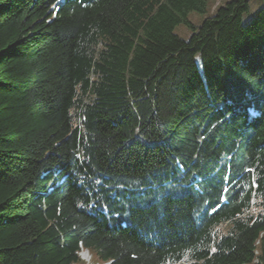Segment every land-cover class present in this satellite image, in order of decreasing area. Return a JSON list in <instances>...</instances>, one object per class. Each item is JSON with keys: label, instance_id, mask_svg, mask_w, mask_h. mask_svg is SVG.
I'll return each mask as SVG.
<instances>
[{"label": "trees", "instance_id": "obj_1", "mask_svg": "<svg viewBox=\"0 0 264 264\" xmlns=\"http://www.w3.org/2000/svg\"><path fill=\"white\" fill-rule=\"evenodd\" d=\"M207 7L0 0V264H264V7Z\"/></svg>", "mask_w": 264, "mask_h": 264}, {"label": "rangeland", "instance_id": "obj_2", "mask_svg": "<svg viewBox=\"0 0 264 264\" xmlns=\"http://www.w3.org/2000/svg\"><path fill=\"white\" fill-rule=\"evenodd\" d=\"M231 0H207V13L201 15L198 13H191L189 20L196 26H200L207 17H211L215 14L219 7L225 6ZM264 7V0H249V12L244 16V23L247 24L256 13ZM182 40L188 41L192 32L185 25H179L176 27L175 32ZM83 264H105L98 261L95 256L88 250H83L80 254Z\"/></svg>", "mask_w": 264, "mask_h": 264}]
</instances>
